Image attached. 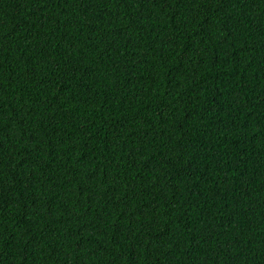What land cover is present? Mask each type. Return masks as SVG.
Wrapping results in <instances>:
<instances>
[{"label": "trees", "instance_id": "1", "mask_svg": "<svg viewBox=\"0 0 264 264\" xmlns=\"http://www.w3.org/2000/svg\"><path fill=\"white\" fill-rule=\"evenodd\" d=\"M0 264H264V0H0Z\"/></svg>", "mask_w": 264, "mask_h": 264}]
</instances>
